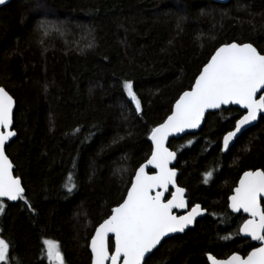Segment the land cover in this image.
<instances>
[{
    "label": "trees",
    "instance_id": "16d2710c",
    "mask_svg": "<svg viewBox=\"0 0 264 264\" xmlns=\"http://www.w3.org/2000/svg\"><path fill=\"white\" fill-rule=\"evenodd\" d=\"M53 22L45 35L40 24ZM232 41L264 54V0H11L0 7V87L15 101L17 133L5 152L29 202H0L10 264H48L45 239L58 242L65 264H90L89 239L149 157L150 130L215 49ZM242 113L233 106L209 112L197 133L169 141L189 206L207 213L144 264H208V253L246 255L255 246L239 234L244 216L228 210L227 197L242 172L264 170V115L221 150Z\"/></svg>",
    "mask_w": 264,
    "mask_h": 264
},
{
    "label": "snow or ice",
    "instance_id": "6c2138e0",
    "mask_svg": "<svg viewBox=\"0 0 264 264\" xmlns=\"http://www.w3.org/2000/svg\"><path fill=\"white\" fill-rule=\"evenodd\" d=\"M5 3L6 0H0V5ZM39 27L45 35L51 30L47 23H41ZM123 88L139 114L141 104L133 91L132 82L125 81ZM261 91H264V55L249 43H225L216 48L195 77L190 90L184 91L175 101L171 115L150 130V157L135 170L123 202L111 209V214L95 228L91 236V264H142L146 254L157 248L163 238L170 233L184 232L201 215L199 204L185 215H177L173 211L185 209L188 205L184 198L185 189L177 186V173L169 167L176 153L169 151L165 141L175 133L199 127L209 109L239 105L246 110V115L237 119L234 129L223 136L221 150L228 149L233 138L255 121L258 113L264 112V95L256 98ZM13 106V97L0 87V197H6L9 201L19 199L28 204L21 179L13 175L12 162L5 154L6 142L17 135L11 130ZM149 165L155 169L154 174L149 175L146 171ZM212 175V171L205 173L204 182L207 183ZM170 185L175 190L169 199L165 193L169 192ZM65 187L69 193L76 187L71 174ZM262 197L264 170L245 171L233 195L228 197V206L232 212L242 210L248 214L249 219L243 221L238 232L252 241H258L260 246L252 247L246 257L234 253L220 260L208 255L210 264H264ZM3 210L4 204L0 203V213ZM43 245L49 264H64L58 242L45 239ZM10 249V243L0 237V264H10Z\"/></svg>",
    "mask_w": 264,
    "mask_h": 264
},
{
    "label": "water",
    "instance_id": "95a60500",
    "mask_svg": "<svg viewBox=\"0 0 264 264\" xmlns=\"http://www.w3.org/2000/svg\"><path fill=\"white\" fill-rule=\"evenodd\" d=\"M11 0H6V3L5 4H7V3H9ZM212 1H214V2H218V3H226V2H228L229 0H212ZM5 4H3V5H5ZM3 5H0V7L1 6H3ZM233 42H235V41H232V42H229V43H233ZM236 43H239V42H236ZM244 43H248V42H244ZM225 44V43H224ZM249 44H251V43H249ZM223 44H221V45H219L218 47H220V46H222ZM253 47H255L254 45H252ZM217 47V48H218ZM256 48V47H255ZM257 49V48H256ZM216 50V49H215ZM257 51L259 52V50L257 49ZM215 52V51H214ZM214 52L212 53V54H214ZM260 54H262V55H264L263 53H260ZM210 58H211V56L209 57V59L208 60H210ZM208 62V61H207ZM206 62V63H207ZM205 63V64H206ZM204 66V65H203ZM202 66V67H203ZM202 69V68H201ZM197 75H199V73L197 74ZM195 83V79H194V82H193V84ZM191 88V87H190ZM190 88L189 89H187V90H185V91H188V90H190ZM184 92V91H183ZM182 92V93H183ZM181 93V94H182ZM180 94V95H181ZM179 95V96H180ZM260 95H264V91H261V92H259L258 94H257V99H259V96ZM179 96H178V98H179ZM177 98V99H178ZM176 99V100H177ZM14 100V99H13ZM175 100V101H176ZM175 104V102L173 103V105ZM173 105H172V107H173ZM230 106H233V107H236V108H238V109H240L243 113H242V115H246V110L245 109H241L240 108V106L239 105H224V106H222L220 109H222V108H228V107H230ZM14 108H15V101H14V106H13V111H14ZM172 109V108H171ZM220 109H209V110H207L206 111V113H205V117H206V114L207 113H209V112H214V111H218V110H220ZM168 115H171V111H170V113L168 114ZM241 115V116H242ZM262 115H264V112H260V113H258L257 114V119L255 120V121H252L249 125H246L242 130H241V132L240 133H238L237 134V136L235 137V138H233V141H231L230 142V146H229V148L234 144V142L236 141V139L241 135V133L242 132H244L245 130H247L248 128H250L251 126H253V125H255L257 122H258V120H259V118L262 116ZM240 116V117H241ZM205 117L202 119V121H201V124H200V126L199 127H197V128H194V129H185L183 132H180V133H175V134H173V135H171V136H169L168 137V139L165 141V146L169 149V151H172V152H175L176 153V151L175 150H173V149H171L170 147H169V141L172 139V138H174V139H178V138H180V137H182V136H184V135H186V134H190V133H197L199 130H200V128L202 127V125H203V123H204V120H205ZM239 117V118H240ZM238 118V119H239ZM167 119V117L164 119V120H166ZM164 120L161 122V123H163L164 122ZM236 122V121H235ZM160 123V124H161ZM13 125V124H12ZM234 126H235V123H234ZM234 126H233V128L231 129V130H233L234 129ZM11 130L12 131H15L13 128H12V126H11ZM231 130H229V131H231ZM228 132V131H227ZM226 132V133H227ZM225 133V134H226ZM224 134V135H225ZM12 138H14V137H12ZM12 138H10V140L12 139ZM9 140V141H10ZM9 141H7L6 142V144H8V142ZM150 141V140H149ZM222 141H223V139H222ZM150 143L152 144V142L150 141ZM6 146V145H5ZM223 148V143H221V149ZM228 148V149H229ZM228 149H226V150H224L223 152H227L228 151ZM5 154H6V152H5ZM7 155V154H6ZM150 155H151V153H150ZM150 155H149V157H150ZM9 158V157H8ZM176 159H177V153H176V157H175V159L174 160H172L170 163H169V167L170 168H173L175 171H176V173L178 174V171H177V169L174 167V165H175V162H176ZM9 160H10V158H9ZM11 161V160H10ZM146 161H147V159L144 161V162H142L141 164H145L146 163ZM140 164V165H141ZM13 165V164H12ZM139 165V166H140ZM139 166L136 168V169H138L139 168ZM13 168H14V166H13ZM256 170H261V169H255V170H251V171H256ZM146 171L148 172V174L149 175H151V174H154L155 173V169H152L151 168V166L149 165L148 166V168H146ZM245 172V171H244ZM244 172H242L241 173V175L239 176V178H238V181H237V183H236V185H235V187L238 185V183H239V179H240V177L243 175V173ZM13 175H14V173H13ZM15 176V175H14ZM134 176H135V172H134V174H133V176H132V179L134 178ZM132 179H131V181H132ZM176 184H177V186L178 187H181L180 185H178V183H177V175H176ZM22 187H23V185H22ZM129 187H131V182H130V184H129V186H128V188ZM235 187L233 188V190L235 189ZM24 188V187H23ZM127 188V189H128ZM183 188V187H182ZM175 189H173L172 187H171V185L169 186V191H170V194H169V196L167 197V198H171V192L172 191H174ZM233 190H232V193L229 195V196H231V195H233ZM168 193V192H167ZM167 193H165V196L167 195ZM155 193H153V195H154ZM126 195H127V190H126V193H125V196L124 197H126ZM184 198H185V200H186V202H187V207L185 208V209H174L173 211H174V213L175 214H177V215H185V214H187V212H189V211H191V208L194 206V205H196V204H199V203H196V204H194V205H192V206H189V201H188V198H187V196H186V192L184 193ZM264 197H262L261 198V200L263 199ZM0 199L1 200H3V201H7V202H9V203H16V202H18V200H16V201H9V200H7V198L6 197H0ZM123 202V200L120 202V203H122ZM119 203V204H120ZM200 206H201V215H199V216H197L196 218H195V220L193 221V223L191 224V225H189L186 229H185V231H187L188 229H190V228H193L194 227V225H195V223H196V221L199 219V218H201V217H203V216H205L206 215V213H207V210L205 209V208H203L202 207V205L201 204H199ZM228 205H229V200H228ZM116 206H118V205H116ZM115 206V207H116ZM261 207L263 208V206H262V204H261ZM114 208V207H113ZM228 209H229V211L231 212V213H236V212H232V210L229 208V206H228ZM245 217H246V219H249V217H248V214L247 213H244L242 210L240 211ZM240 212H238V213H240ZM111 214V213H110ZM105 219H107V217L105 218ZM245 219V220H246ZM103 222V220L100 222V223H102ZM99 223V224H100ZM243 223V222H242ZM242 223H241V225H242ZM99 224L96 226V227H98L99 226ZM240 225V226H241ZM95 227V228H96ZM240 228V227H239ZM184 231V232H185ZM184 232H182V233H180V232H177V233H170L168 236H166L165 238H163V240H165L166 238H169V237H172V236H174V235H180V234H183ZM94 233H95V229H94V231H93V233H92V235H94ZM91 235V236H92ZM110 235V237H111V234H109ZM242 237H244L242 234H240ZM244 238H248V239H250L251 240V238L250 237H244ZM113 239V241H114V238H112ZM162 240V241H163ZM90 241H91V237H90V239H89V243H88V250H89V252H90V255H91V249H90ZM252 241V240H251ZM252 242H254L256 245L254 246V247H259L260 246V243L258 242V241H252ZM162 243V242H161ZM159 246V245H158ZM157 246V247H158ZM156 249V248H155ZM154 249V250H155ZM153 250V251H154ZM152 251V252H153ZM251 251V250H250ZM152 252L151 253H149V254H146V258H145V260L152 254ZM239 254V255H241V256H244V257H246L247 256V254L246 255H242V254H240V253H238V252H233V253H231V254H229L228 256H226V257H224V258H217V257H215V258H217V259H220V260H224V259H227L229 256H231L232 254ZM208 255H212V254H210V253H208L207 255H206V258H207V256ZM213 256V255H212ZM91 261H92V256H91V260H90V264H91ZM207 261H208V259H207ZM144 262L145 261H142V264H144ZM208 264H210V262L208 261Z\"/></svg>",
    "mask_w": 264,
    "mask_h": 264
},
{
    "label": "flooded vegetation",
    "instance_id": "af4514ba",
    "mask_svg": "<svg viewBox=\"0 0 264 264\" xmlns=\"http://www.w3.org/2000/svg\"><path fill=\"white\" fill-rule=\"evenodd\" d=\"M254 170H255V169H254ZM247 171H251V170H247ZM237 181H238V180H237ZM234 187H235V186H234ZM232 190H233V189H232ZM231 193H232V191H231ZM231 193H230V194H231ZM169 194H170V193H169ZM228 197H229V196H228ZM228 197H227V207H228ZM262 200H264V198H263ZM262 200H261V204H262ZM1 201H3V200L0 199V202H1ZM228 210H229V209H228ZM233 214H237V213H233ZM240 214H242V213L240 212ZM242 215H243V214H242ZM243 216H244V215H243ZM245 219H246V217L244 216L243 221H244ZM243 221H242V222H243ZM242 222H241V223H242ZM240 225H241V224H240ZM239 227H240V226H239ZM253 243H254V242H253ZM255 245H256V244H255ZM46 261H47V259H46Z\"/></svg>",
    "mask_w": 264,
    "mask_h": 264
},
{
    "label": "rangeland",
    "instance_id": "374dc122",
    "mask_svg": "<svg viewBox=\"0 0 264 264\" xmlns=\"http://www.w3.org/2000/svg\"><path fill=\"white\" fill-rule=\"evenodd\" d=\"M50 26H51V27H56V24L53 22V24H51ZM129 99H130V98H129ZM45 258L47 259L46 252H45ZM47 262H48V259H47ZM48 264H49V262H48ZM64 264H65V262H64Z\"/></svg>",
    "mask_w": 264,
    "mask_h": 264
}]
</instances>
